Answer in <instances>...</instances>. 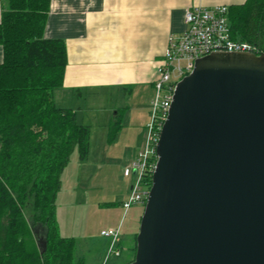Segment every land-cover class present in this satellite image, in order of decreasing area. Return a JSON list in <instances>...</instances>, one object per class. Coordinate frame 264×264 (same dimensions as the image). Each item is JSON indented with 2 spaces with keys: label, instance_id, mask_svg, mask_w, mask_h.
Returning a JSON list of instances; mask_svg holds the SVG:
<instances>
[{
  "label": "water",
  "instance_id": "water-1",
  "mask_svg": "<svg viewBox=\"0 0 264 264\" xmlns=\"http://www.w3.org/2000/svg\"><path fill=\"white\" fill-rule=\"evenodd\" d=\"M129 264H264V53L178 83Z\"/></svg>",
  "mask_w": 264,
  "mask_h": 264
},
{
  "label": "trees",
  "instance_id": "trees-1",
  "mask_svg": "<svg viewBox=\"0 0 264 264\" xmlns=\"http://www.w3.org/2000/svg\"><path fill=\"white\" fill-rule=\"evenodd\" d=\"M5 5L0 24V264H85L76 259V240L60 236L56 220L62 172L75 151L87 159L91 140L90 127L78 122L74 110L55 103V92L64 85L67 46L44 38L51 0H5ZM229 21L233 39L264 53V0L229 7ZM119 129L116 121L113 132Z\"/></svg>",
  "mask_w": 264,
  "mask_h": 264
},
{
  "label": "crops",
  "instance_id": "crops-1",
  "mask_svg": "<svg viewBox=\"0 0 264 264\" xmlns=\"http://www.w3.org/2000/svg\"><path fill=\"white\" fill-rule=\"evenodd\" d=\"M246 2L51 0L44 38L65 42L68 57L63 88L55 93L57 107L71 109L68 106L75 103V96L88 99L123 91L132 101L154 93L158 66L171 35L184 31L187 9L229 8ZM5 10V0H0V24ZM3 62L4 48L0 45V65ZM124 193L127 196L126 190Z\"/></svg>",
  "mask_w": 264,
  "mask_h": 264
},
{
  "label": "rangeland",
  "instance_id": "rangeland-1",
  "mask_svg": "<svg viewBox=\"0 0 264 264\" xmlns=\"http://www.w3.org/2000/svg\"><path fill=\"white\" fill-rule=\"evenodd\" d=\"M125 93L109 92L95 99L75 96V103L68 106L80 124L90 127V150L84 161L75 151L62 172L56 220L60 236L76 240V259H84L85 264L104 263L110 240L101 232L119 227L122 256L109 264H129L136 255L135 237L146 205L125 209L136 179L132 173L125 177L122 169L130 168L145 151L156 90L132 101ZM116 121L120 129L114 133Z\"/></svg>",
  "mask_w": 264,
  "mask_h": 264
},
{
  "label": "built area",
  "instance_id": "built-area-1",
  "mask_svg": "<svg viewBox=\"0 0 264 264\" xmlns=\"http://www.w3.org/2000/svg\"><path fill=\"white\" fill-rule=\"evenodd\" d=\"M184 31L180 35H171L163 60L157 69L154 84L156 96L152 101L151 121L148 124L146 148L130 168H124L123 175L135 176L130 199L124 204L129 209L134 204L146 205L158 162L157 145L179 82L190 75L195 63L202 58L216 53L260 55V47L232 38L229 21V8L193 7L185 11ZM101 235L110 240L103 264L122 256L121 228L103 231Z\"/></svg>",
  "mask_w": 264,
  "mask_h": 264
}]
</instances>
